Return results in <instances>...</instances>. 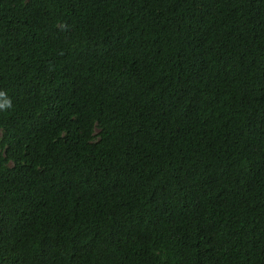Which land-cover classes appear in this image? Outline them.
<instances>
[{"label": "trees", "instance_id": "16d2710c", "mask_svg": "<svg viewBox=\"0 0 264 264\" xmlns=\"http://www.w3.org/2000/svg\"><path fill=\"white\" fill-rule=\"evenodd\" d=\"M0 264H264V0H0Z\"/></svg>", "mask_w": 264, "mask_h": 264}, {"label": "clouds", "instance_id": "9594fccd", "mask_svg": "<svg viewBox=\"0 0 264 264\" xmlns=\"http://www.w3.org/2000/svg\"><path fill=\"white\" fill-rule=\"evenodd\" d=\"M3 95H4V93L0 92V96H3ZM10 106H11L10 103L6 102L5 104L0 105V108H7Z\"/></svg>", "mask_w": 264, "mask_h": 264}]
</instances>
